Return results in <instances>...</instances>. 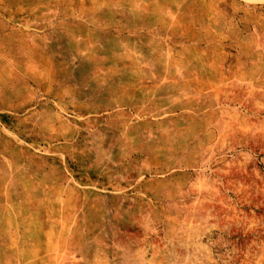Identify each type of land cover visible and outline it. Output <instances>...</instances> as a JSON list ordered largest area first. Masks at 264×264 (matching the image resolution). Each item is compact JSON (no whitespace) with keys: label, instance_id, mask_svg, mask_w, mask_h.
Segmentation results:
<instances>
[{"label":"rangeland","instance_id":"obj_1","mask_svg":"<svg viewBox=\"0 0 264 264\" xmlns=\"http://www.w3.org/2000/svg\"><path fill=\"white\" fill-rule=\"evenodd\" d=\"M0 264H264V0H0Z\"/></svg>","mask_w":264,"mask_h":264}]
</instances>
